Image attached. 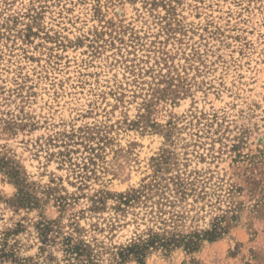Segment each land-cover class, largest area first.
Instances as JSON below:
<instances>
[{"label":"rangeland","instance_id":"obj_1","mask_svg":"<svg viewBox=\"0 0 264 264\" xmlns=\"http://www.w3.org/2000/svg\"><path fill=\"white\" fill-rule=\"evenodd\" d=\"M150 233L179 246L122 262ZM64 236L264 264V0H0V264H67Z\"/></svg>","mask_w":264,"mask_h":264},{"label":"trees","instance_id":"obj_2","mask_svg":"<svg viewBox=\"0 0 264 264\" xmlns=\"http://www.w3.org/2000/svg\"><path fill=\"white\" fill-rule=\"evenodd\" d=\"M8 173L10 174V177L14 180V183L18 188L17 196L14 199L15 204L18 206H28L34 204L35 200L31 201L32 198L29 196V194L23 191V188L21 186L22 182L18 176L17 171L13 170V168H9ZM120 197L124 199V202L126 203L130 201L131 196L129 195V197ZM56 227L57 224L55 222L43 223L39 227L40 235L42 237H46L49 232H54L53 229ZM220 234H222V232L214 228L212 232H205L204 236L207 240L214 241V239L219 237ZM197 237L194 235L189 237L188 241L184 243V248L188 250H195L198 247ZM157 245L176 247L179 246V242L178 240H175L173 238L165 239L159 237L158 235L150 233L148 234V237L146 239L139 240L138 242H135L133 244H130L126 248H123L119 252L120 259L122 262L126 261L130 256L136 259H140L144 256L145 251L148 250V248H153ZM60 246L63 253V261H65L67 264H99L98 260L94 258L91 247L80 240H75L70 236H64L61 239Z\"/></svg>","mask_w":264,"mask_h":264}]
</instances>
